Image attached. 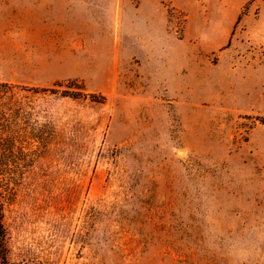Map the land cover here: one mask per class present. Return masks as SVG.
<instances>
[{"label":"rangeland","instance_id":"1","mask_svg":"<svg viewBox=\"0 0 264 264\" xmlns=\"http://www.w3.org/2000/svg\"><path fill=\"white\" fill-rule=\"evenodd\" d=\"M0 82L12 264H264V0H0Z\"/></svg>","mask_w":264,"mask_h":264},{"label":"trees","instance_id":"2","mask_svg":"<svg viewBox=\"0 0 264 264\" xmlns=\"http://www.w3.org/2000/svg\"><path fill=\"white\" fill-rule=\"evenodd\" d=\"M80 89V88H79ZM48 89L18 87L16 85L0 82V169L9 171L15 167V174L19 172L20 165L29 156L27 150L37 140L42 145L47 141L45 135L39 138L34 133L33 109L26 101L28 94L47 92ZM65 96L72 93L65 92ZM75 95H71V97ZM92 98H97L93 96ZM264 123V120H262ZM44 125L43 127H47ZM12 194L11 188L4 187L0 181V264H12L10 260V234L6 225V204Z\"/></svg>","mask_w":264,"mask_h":264}]
</instances>
